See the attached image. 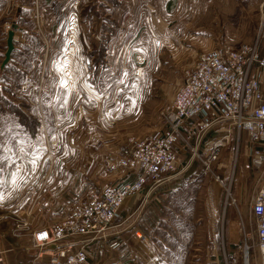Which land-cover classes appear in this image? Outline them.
Returning a JSON list of instances; mask_svg holds the SVG:
<instances>
[{
	"label": "rangeland",
	"instance_id": "obj_1",
	"mask_svg": "<svg viewBox=\"0 0 264 264\" xmlns=\"http://www.w3.org/2000/svg\"><path fill=\"white\" fill-rule=\"evenodd\" d=\"M88 1L91 0H0V64L6 49L7 31L13 22L18 25L17 47L13 49L10 61L0 68V100H5L1 103L8 111L3 114L7 135L4 138L0 134V144L4 141L7 146L6 153H0V163H6V169H0V174H5V189L0 191V197H3L0 199V216L3 217L0 219V240L11 242L8 247L10 251H6L11 264H32L38 254L44 258L48 248L38 246L37 234L62 222L74 201L88 197L103 184L114 180L109 165L119 154L111 157L102 152L81 153L77 150L80 143L78 136L83 135V130H91L89 127L83 129L89 124L80 121L84 116H78L79 102H83L82 112L87 111L85 116L88 119V110L94 109L93 101L100 102L97 107L104 118L96 117L105 133H109V129L114 132L121 130L119 126L123 123L135 129L145 126V133H149L163 125L161 110L168 107L179 83L181 71L178 64L184 61L178 59L180 54H177V50L193 49L199 53L213 46L237 47L256 41L259 50H264V0H176L172 9L168 10L166 25L163 26L167 38H171L164 46L168 49L154 57H146L145 71L143 59L140 64L135 62V67L127 68L125 57L118 55L117 50L108 57L109 65L100 58L96 60L103 67L92 68L87 53L85 58L68 56V51L77 49L75 39L77 31L81 29L79 9L83 2ZM22 26L33 32L22 33ZM96 26V23L86 21V51L89 39L103 41L95 31ZM146 31L151 35L158 34L155 29L148 28ZM36 36L39 40L35 39ZM27 39L31 48L28 46L23 51L22 45L26 44ZM65 60L71 63L73 70L79 69L76 85H86L84 91H75L73 96L67 97L60 87L58 71ZM125 84L134 89L130 91L131 96H124L125 93L120 90ZM24 85L28 87L27 92L23 91ZM133 85L141 87L140 98L136 101L132 100L137 91ZM121 93L123 102L128 98L131 105L121 104L120 100L118 107H123V110L111 116V98ZM21 99L35 102L30 112L37 120L30 122L26 116V122L22 121L23 128L38 131L37 137L32 139L25 136L26 132L19 136L16 132L19 129L13 133V128H18L20 124L10 115L13 112L12 101ZM64 99L68 103L61 107ZM125 108L130 111H125ZM111 118L116 121L112 125ZM23 128L21 131H27ZM227 128L218 127L216 129L219 131L216 132V129L209 130L201 142L197 129L184 131L178 145L175 171L166 175L159 186L146 189L161 190L156 197H208L212 182L220 186L219 239L223 236L224 224L232 210L238 227L237 241L231 251L221 245L217 258L208 259L201 254L196 264H246L241 233H252L254 229L248 217L251 196L259 183L258 172L252 167L247 155L245 134L238 133L234 127H229L230 130ZM224 134L228 137L222 140L224 143L219 148L218 161L212 171L204 170L201 158L206 152L205 141L220 138ZM16 144L21 148L14 152L8 151V147ZM67 146L70 152L61 153ZM37 155L39 159L33 166L30 161ZM188 164L189 167L185 169ZM13 174L16 175V184L12 183ZM216 174H219L220 182L215 180ZM43 197H53L54 200L46 204ZM66 197H70V201ZM232 198L235 202H232ZM141 203L134 204L128 213H120L108 225L119 228L114 237L120 238L117 239V258L125 259L121 262L123 264H133L135 261L134 264H145L143 260L128 261L133 237L141 238L139 229L145 228ZM126 214L130 216L126 218ZM202 222L199 220L197 225L200 253L204 247L201 241ZM104 237L106 239L109 236L106 234ZM108 243L109 239L106 241ZM2 245L0 243L4 259ZM110 245L111 248L118 247L115 241ZM108 254L104 252L107 257ZM254 255V259L247 264H261L258 253Z\"/></svg>",
	"mask_w": 264,
	"mask_h": 264
},
{
	"label": "built area",
	"instance_id": "obj_2",
	"mask_svg": "<svg viewBox=\"0 0 264 264\" xmlns=\"http://www.w3.org/2000/svg\"><path fill=\"white\" fill-rule=\"evenodd\" d=\"M27 90L24 85L23 91ZM160 118L163 125L159 129L131 139V146L110 162L112 171L134 178L105 183L88 197L74 201L62 222L37 234L38 246L47 247L48 254L44 258L38 254L32 264H89L86 244L106 235L104 231L118 217L125 199L159 186L175 171L183 129H197L201 142L209 130L221 126L245 134L247 155L258 172L259 183L250 200L254 229L241 237L244 259L248 262L251 253H258L264 264V50H259L257 41L201 50ZM227 137L205 141L204 170L212 171ZM214 177L221 181L219 174ZM2 253L0 249V264H4Z\"/></svg>",
	"mask_w": 264,
	"mask_h": 264
},
{
	"label": "crops",
	"instance_id": "obj_3",
	"mask_svg": "<svg viewBox=\"0 0 264 264\" xmlns=\"http://www.w3.org/2000/svg\"><path fill=\"white\" fill-rule=\"evenodd\" d=\"M175 1L176 0H91L83 2L79 9V24L81 25V31H77L75 39L78 43L77 49L68 51V56L85 58L87 53V56L90 57L92 68H96L103 67L96 59L102 57L105 64L109 65L108 57L111 56V53L114 50H117L119 53H117L118 55L125 57L127 68L135 67V62L140 64V60L143 59L144 63H142V65L143 70L145 71L146 57H154L157 54H161L164 49H168V47L164 46L167 45V42L171 41V38H167L168 34L165 33L163 26L166 25L168 10L172 9ZM86 21L97 24L95 31L100 34L101 40H103L102 42H99L95 39H89L87 51L84 42L86 38ZM17 26L18 25L14 22L11 25V28L14 29V48L17 47ZM82 26L84 29H82ZM145 27L147 29H155L158 34L152 33L151 35L149 31H146L147 29L145 30ZM20 28L21 32L24 34L25 32H30L29 34L33 32L28 30L27 27L22 26ZM35 39L39 40L37 36ZM31 42H33V40ZM117 42H120L121 44H117ZM25 43L24 46L22 45L23 51L28 49V39ZM102 45H104V48L101 50L100 47H102ZM29 47L31 48V46ZM177 54H180L178 55V59L184 62L178 64L181 71V77L175 90L182 82L185 71L193 66L198 52H195L193 49H183V51L181 49L177 50ZM133 86H136L135 88H137V91L133 95L132 100L136 101L140 98L141 87L138 88V85ZM117 87L119 86L117 85ZM84 88H86L84 83H78L75 91H84ZM127 88L128 85L125 84L122 85L120 90L125 93L124 96H131L130 91H133L134 89ZM123 93L111 98L112 102L109 109V111L112 112L111 116L117 115L120 110H123V107H118L120 100L121 104L131 105V101H129L128 98L123 102V99H121ZM2 101L5 102V100H0V134L5 138L7 130L5 131L4 128L6 121L4 120L3 114L8 111L6 110L5 105H2ZM99 104L100 102L93 101L92 107L94 109L88 110L89 115L87 116L89 119L85 116L87 111L82 112L83 102L77 104L79 112L78 116H84V119H81L80 121L85 123L88 122L89 125L92 124L91 126L87 125L83 127V129L89 127L91 130H83V135L78 136V138H80V143L77 147L78 152H102L110 154L112 157V155L121 154L124 150L129 148L131 146V139L145 136V126L140 129H135L136 127L130 126L128 123L120 125L119 128H121V130L114 132L109 129V133H105L103 131L105 129L102 130L97 122L99 117L104 118L98 110L97 106ZM45 105L47 106V102ZM34 106L35 102L31 99L12 101L13 110L11 111L13 112H11L10 115H13L15 120L20 124L18 128H13V133L16 129H19L16 131L19 136L21 134L23 135V132H26L27 135L25 136L30 139H32V137H37L38 131L23 128L22 123V121H24V123L26 122V116L29 118L30 122H35L34 119L37 120L35 115L32 114V116L30 112V109ZM125 111L129 112L130 110L125 108ZM96 116H98V118ZM115 122L116 121H113V118L110 119V125ZM21 127L27 131H21ZM159 128L160 127L157 129ZM184 131L190 132L192 129L184 128L183 132ZM46 134L48 136L47 131ZM8 148V151L14 152L21 147L19 144H16L11 145V147ZM66 148L67 149L61 150V153H69V147L67 146ZM6 151V143L2 141L0 144V153L5 154ZM188 167L189 164L186 165L185 169ZM0 169H6L5 161L0 163ZM113 173L114 180L110 182L129 181L134 178V175L130 174L125 175L114 171ZM0 181H3V183L0 184V191L2 190L3 192L5 189L4 173L0 174ZM212 184V187H209L208 197H156L161 191L159 189L157 191L155 189V191L145 189L146 191L144 190L139 194L127 197L122 204L119 216L122 212L128 213L129 210H132L134 204L138 205V202L141 201V214L145 218V228L139 229L141 232V238H137L136 236L133 237L134 241L129 248L130 257L128 261L137 259L145 261V264H196L201 254L204 255V258H217L219 255L218 253L221 251V245L223 248L225 247L227 251H231L237 241L236 231L238 227L231 210L226 220V224H224L223 227V236L219 239L218 216L220 208L219 204L221 201V189L218 184L213 182ZM43 198L46 199V204L54 200L53 197ZM66 200L70 201V197H66ZM129 216L130 214H126V218ZM1 218L3 217L0 216V219ZM199 220H203V225L201 227V241L203 242L204 247L201 253V247L197 246L199 243V228L197 226ZM248 220L253 225L250 216L248 217ZM118 231V227L111 225L104 231V233L109 236L108 238L105 239V237H99L86 244L89 264H123L121 262L125 259L119 260V258H117V252L119 250V240L117 239L120 238L114 236L118 234ZM107 239H109V246L106 244ZM113 241L118 243L117 248H111L112 246L110 243L112 244ZM0 243L3 244L2 247L4 248V264H11L9 254L6 252L11 249L8 248L11 246V242H8V240H0ZM104 252L109 253L108 257L104 255ZM254 257L255 255L251 253L249 260L254 259ZM134 263H136V261ZM125 264H129V262H126Z\"/></svg>",
	"mask_w": 264,
	"mask_h": 264
},
{
	"label": "snow or ice",
	"instance_id": "obj_4",
	"mask_svg": "<svg viewBox=\"0 0 264 264\" xmlns=\"http://www.w3.org/2000/svg\"><path fill=\"white\" fill-rule=\"evenodd\" d=\"M58 71L60 73V80L59 84L61 89L63 90L64 95L67 96H73L75 94L76 89V76L79 72V69L73 70L71 67V63L67 60H65L60 67L58 68ZM127 75V73H125ZM68 103L67 99H64L61 103V107L66 105ZM39 159V156L33 157V159L30 161V163L35 166L37 164V160ZM3 181H0V184H2ZM13 184H16V175L13 174ZM3 197H0L2 199ZM41 238H44L43 235Z\"/></svg>",
	"mask_w": 264,
	"mask_h": 264
},
{
	"label": "water",
	"instance_id": "obj_5",
	"mask_svg": "<svg viewBox=\"0 0 264 264\" xmlns=\"http://www.w3.org/2000/svg\"><path fill=\"white\" fill-rule=\"evenodd\" d=\"M14 29L11 28L7 31V36H6V40H5V43H6V49H5V52H4V56H3V59L1 61V64H0V68L2 69L10 60L11 58V53L14 49Z\"/></svg>",
	"mask_w": 264,
	"mask_h": 264
},
{
	"label": "trees",
	"instance_id": "obj_6",
	"mask_svg": "<svg viewBox=\"0 0 264 264\" xmlns=\"http://www.w3.org/2000/svg\"><path fill=\"white\" fill-rule=\"evenodd\" d=\"M106 43V42H105ZM104 48V45H102V47H100V49L102 50ZM102 58V57H99V59Z\"/></svg>",
	"mask_w": 264,
	"mask_h": 264
},
{
	"label": "bare ground",
	"instance_id": "obj_7",
	"mask_svg": "<svg viewBox=\"0 0 264 264\" xmlns=\"http://www.w3.org/2000/svg\"><path fill=\"white\" fill-rule=\"evenodd\" d=\"M247 261H246V259H245V263H246Z\"/></svg>",
	"mask_w": 264,
	"mask_h": 264
}]
</instances>
